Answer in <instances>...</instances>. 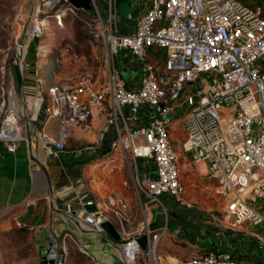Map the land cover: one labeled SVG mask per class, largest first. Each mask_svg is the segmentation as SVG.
Here are the masks:
<instances>
[{"label":"built area","instance_id":"built-area-1","mask_svg":"<svg viewBox=\"0 0 264 264\" xmlns=\"http://www.w3.org/2000/svg\"><path fill=\"white\" fill-rule=\"evenodd\" d=\"M104 2L102 12L95 0L92 10L70 0H36L31 10L18 13L19 19H26L28 42L40 36L50 18L61 22L70 15L83 22L88 40L103 48L97 67L49 86L41 97L42 125L36 137L43 149L57 156L72 125L86 124L94 109L104 110L105 122L90 147L100 153L112 132L110 150L100 163L110 170L118 167L111 153L116 149L136 191L158 202L165 216L160 195L183 198L180 157L191 152L193 164L203 163L204 174L215 182L223 202L220 223L234 231H245L248 225L264 231V71L258 65L264 59V0L255 5L242 0H150L130 25L117 20L115 0ZM119 50L135 60L137 86L122 77ZM18 118V131L5 127L8 116L0 127V138L11 151L23 138ZM50 118L57 119L54 134L45 126ZM78 201L94 209L83 208L80 219L67 202L66 220L74 227L78 219L82 229L104 232V220H127L128 204L122 196ZM185 205L192 206L188 201ZM143 222L116 243L121 261L135 264L141 257L143 264H165L158 244L167 218L157 229L149 227L146 216ZM142 233L147 235L144 248L138 240ZM49 236L45 255L54 253V264L68 263V239L90 255L70 230L59 238ZM247 241L264 248L261 233H249ZM238 251L206 248L178 264H264V255L260 262Z\"/></svg>","mask_w":264,"mask_h":264},{"label":"crops","instance_id":"crops-1","mask_svg":"<svg viewBox=\"0 0 264 264\" xmlns=\"http://www.w3.org/2000/svg\"><path fill=\"white\" fill-rule=\"evenodd\" d=\"M104 1L101 0L102 12L105 11ZM125 1L115 0L117 20L122 25H130L135 15L145 10L150 2V0H130L132 9L130 11L125 9L124 14H121L120 9L125 7ZM245 2L249 5L258 4L257 0H245ZM35 3L36 0H29L27 11L31 10ZM36 55L34 65L31 66L28 61V70L23 74L24 105L21 103L19 106L23 138L19 140L14 151L8 150L6 140L0 138V208H3L0 210V218L3 226L10 228L20 227V224L27 226L36 241L38 257L46 254L49 249L51 239L49 232L59 238L63 231L70 230L78 244L90 255L68 239L67 264H81L84 262L81 259L80 263L81 256L87 263L124 264L105 231L91 232L78 229L66 220L67 202L70 203L76 216L83 219L82 209L91 210L94 206H82L78 201L79 198L105 200L109 195L114 194L124 197L128 204L126 221L120 222L113 216L110 220L119 230L121 237L140 229L144 224L145 216L152 229L161 227L167 218L165 233L158 244V253L165 264H178L182 258L206 249L197 247V240L202 232L198 223H202L216 238L213 246L207 248L239 252V246L234 244L237 232L220 223L223 218V202L220 195L215 192V182L204 174L203 163L193 164L191 158L182 154L180 178L185 192L182 199L171 197L168 204L160 197L167 209L166 216L161 206V209L157 208L154 202H149L145 196L136 191L128 166L119 165L121 158L116 149L111 150V153L117 157L115 165L118 167L110 170L100 163L106 153L100 155L97 149L94 150L90 146L94 144L97 133L105 122L104 110L94 109L91 119L86 124L72 125L65 149L57 156L48 154L36 137V131L42 125L41 97L45 95L49 86L67 77L65 71L58 65V58H54L49 52L44 56L39 52ZM129 58L124 59L125 67L132 72L135 69L138 71L134 58ZM259 66L264 71V63H259ZM126 81L132 86H137L138 83V81L132 82L131 78ZM13 125L14 123L10 124L8 128ZM45 126L54 134L57 130V119H48ZM30 133L31 145L28 141ZM113 139L114 134L109 132L103 142L104 147L110 146ZM22 144L24 148L23 153L20 154L19 149H22ZM217 200L219 209L214 205ZM185 201L190 202L192 206L187 207ZM92 233L104 239L103 246H99L100 240L93 237Z\"/></svg>","mask_w":264,"mask_h":264},{"label":"rangeland","instance_id":"rangeland-1","mask_svg":"<svg viewBox=\"0 0 264 264\" xmlns=\"http://www.w3.org/2000/svg\"><path fill=\"white\" fill-rule=\"evenodd\" d=\"M95 1L98 8L101 10V0ZM242 1L245 2V0ZM259 2L260 1L257 0V3ZM28 6L29 0H0V127L6 116L11 115L13 112L14 109L11 105L15 106V110L20 111L18 99L14 92L13 78L10 69L15 56L17 43L23 41V47L18 45L16 54L17 60L19 49H23L22 83L24 78L23 74L28 70L27 63L29 61L31 66L34 65L37 52L42 54L41 56L49 52L54 58H58V65L65 71V76L67 78L82 73L88 67L94 69L97 67L99 59L103 54V48L98 42L88 40L83 22L70 15L62 17L61 22L57 21L55 18H50L44 25L43 32L40 36L31 39L29 42L26 41L24 37L22 38L26 19H19L18 13L21 11L26 12ZM90 9L92 10V8H89V10ZM125 9H127V11L132 9L130 0L125 1V7L122 10L120 9L121 14H124ZM129 57L133 58L131 55L123 53L121 50L117 53V64L121 75L124 79L131 78L132 82L139 81L140 74L138 71L135 69V71L132 72L125 67L124 59H130ZM259 63L263 64L264 59L260 60L258 65ZM14 67L15 71H18L16 62ZM16 75L17 78H19V86V73L16 72ZM19 117L18 120L21 122V116L19 115ZM68 141L66 143H68ZM175 141L176 146L179 148V140L176 139ZM21 148L22 149H19L20 154L23 153V144ZM185 154L190 158L191 152H186ZM160 197L166 204L172 199L167 193H163ZM218 203L219 201L217 200V202H214V205L219 209L220 205ZM155 205L157 208L161 209L160 205L156 203ZM1 209L3 208H0V210ZM198 226L202 232L199 234L197 247L204 249L213 246L216 238L210 234L211 232L207 230L208 228L205 229L202 223H198ZM244 228L246 230L241 232L235 229L237 233L234 244L239 246L243 253H246L251 259L262 262L264 248L257 247L254 243L250 244L247 241V237L251 232L264 235V231L260 229L258 225H248ZM93 234L94 233H92L93 237H97L98 240H100L99 246H103L104 239L101 238L100 235ZM37 257L38 251L36 241L30 229L24 224H20V227L15 226L11 228L3 226V221H1L0 218V264H39L40 257ZM81 259L84 262L81 263ZM79 260L81 264H93L91 262L87 263L82 256ZM135 264H143V259L138 257Z\"/></svg>","mask_w":264,"mask_h":264},{"label":"water","instance_id":"water-1","mask_svg":"<svg viewBox=\"0 0 264 264\" xmlns=\"http://www.w3.org/2000/svg\"><path fill=\"white\" fill-rule=\"evenodd\" d=\"M70 2L72 4H74L76 7H82L85 9L91 8V0H70ZM26 28H27V24H25L22 38L25 36ZM22 40H20V41H22ZM10 69H11L12 78H13L14 92L16 94L18 101H21V103L24 105V96H23V91H22V84H23L22 78H21V84L18 86V78H17L16 72H15L14 62H12ZM25 116H26V114L24 113V117ZM28 141L31 145V135L30 134H28ZM109 150H110V146H105L104 148H102L100 154L103 155L106 152H108ZM91 209H94V208L91 207ZM101 226L104 229V231L111 238L112 244L116 248H118V245L116 244V242H118L120 240L121 234H120L119 230L117 229V227L115 226V224L110 220H104L103 222H101ZM146 238H147L146 233H142L138 237V240L140 242V246L142 248H144L146 245ZM54 261H55V254L54 253L50 254L49 256L42 254L40 256L39 264H54Z\"/></svg>","mask_w":264,"mask_h":264},{"label":"bare ground","instance_id":"bare-ground-1","mask_svg":"<svg viewBox=\"0 0 264 264\" xmlns=\"http://www.w3.org/2000/svg\"><path fill=\"white\" fill-rule=\"evenodd\" d=\"M18 45H21L22 47H23V41L22 42H19V43H17V46H16V50H15V56H14V59H13V62H14V64H15V62L17 63V67H18V71H15V72H17V73H19V77H20V84H21V78H22V68H23V56L22 55H24L23 54V52H22V50L23 49H19V52H18V58H17V60H16V57H17V48H18ZM19 79V78H18ZM21 104V101H18V105L19 106H21L20 105ZM11 106H13V112L11 113V115H9L8 116V119H7V122H6V124H5V127L6 128H8V126L10 125V123L12 124V123H14V125L12 126V127H15L16 129H15V131H18V128H17V117L20 115V112H21V108L19 107V110L20 111H17V110H15V106L14 105H11ZM11 128V127H10ZM30 135H31V133H30ZM73 222H75V225H76V227L78 228V229H81L83 226H84V224L80 221V220H78V219H74V221Z\"/></svg>","mask_w":264,"mask_h":264}]
</instances>
